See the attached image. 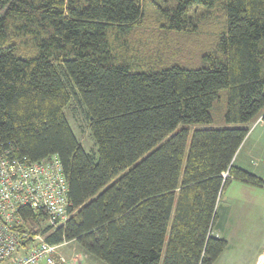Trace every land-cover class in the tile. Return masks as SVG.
Wrapping results in <instances>:
<instances>
[{"label": "trees", "instance_id": "16d2710c", "mask_svg": "<svg viewBox=\"0 0 264 264\" xmlns=\"http://www.w3.org/2000/svg\"><path fill=\"white\" fill-rule=\"evenodd\" d=\"M68 84L97 159L65 116ZM221 94L225 125L195 128L187 147L185 125L212 123ZM259 117L264 0H0V152L56 155L68 185L56 228L20 208L48 243L103 264H213L223 188L264 187L233 164Z\"/></svg>", "mask_w": 264, "mask_h": 264}, {"label": "built area", "instance_id": "2783aa9c", "mask_svg": "<svg viewBox=\"0 0 264 264\" xmlns=\"http://www.w3.org/2000/svg\"><path fill=\"white\" fill-rule=\"evenodd\" d=\"M67 180L56 155L40 160L0 152V264H62L60 247L40 230L25 226L22 207H30L51 229L69 217ZM43 227V222L41 223ZM41 227V229H42Z\"/></svg>", "mask_w": 264, "mask_h": 264}, {"label": "rangeland", "instance_id": "374dc122", "mask_svg": "<svg viewBox=\"0 0 264 264\" xmlns=\"http://www.w3.org/2000/svg\"><path fill=\"white\" fill-rule=\"evenodd\" d=\"M67 87L70 92V99L64 107L65 116L82 147L97 159V146L90 131L85 106L76 97L69 84ZM225 103L226 99L222 94L219 100H215L212 110L214 121L212 123L185 125L189 130L187 147L195 128L225 125L219 119L222 116ZM229 125L239 126L240 124ZM181 126L184 125H179L177 128ZM248 126L249 130H251L254 124L250 123ZM251 143V139L246 141L243 150L240 152V158H237L239 151H236L233 159L235 166L240 167V164H243L244 155L251 152V148L249 147ZM249 159H245V167L249 168V170H246L249 172H251L250 170H257L258 174L264 176V163L261 165L256 159H253L251 162ZM224 176H228L227 172L224 173ZM252 187L254 186L231 179L223 188L217 203V219L213 232L226 239L227 245L213 264H252L256 254L264 250V189L261 191L259 187H254L257 192L256 190H252ZM64 263H66V260Z\"/></svg>", "mask_w": 264, "mask_h": 264}, {"label": "crops", "instance_id": "0c3cea01", "mask_svg": "<svg viewBox=\"0 0 264 264\" xmlns=\"http://www.w3.org/2000/svg\"><path fill=\"white\" fill-rule=\"evenodd\" d=\"M253 124H254L253 128L248 131L246 137L244 138L241 145L237 149L239 151L237 158L238 157L240 158V152L241 150H243L244 144L246 143L247 140L249 139L252 140L251 145H249V147L251 148V152L248 153L247 155H244V158H243L244 162L243 164H240L241 168L247 169V170H249V168L245 167L246 166L245 159L247 158H250L249 159L250 162L253 161V159H256L258 160L259 164L263 165L264 163V121L261 120V117H259L253 122ZM250 171L252 173L254 172V174L256 173L257 176H259L260 178L264 180V176L258 174L257 170H250ZM248 185H251V184H248ZM251 186H254L256 188L259 187L255 185H251ZM254 187H252L253 188L252 190H256ZM259 189L262 191L264 187H259ZM216 235L221 237V235H218L217 233ZM60 251L66 260V263L64 264H103L95 257L83 252L81 247L74 241H68L67 243L63 244L60 247ZM252 264H264V250L256 254V257L254 261L252 262Z\"/></svg>", "mask_w": 264, "mask_h": 264}, {"label": "water", "instance_id": "95a60500", "mask_svg": "<svg viewBox=\"0 0 264 264\" xmlns=\"http://www.w3.org/2000/svg\"><path fill=\"white\" fill-rule=\"evenodd\" d=\"M225 177V176H224Z\"/></svg>", "mask_w": 264, "mask_h": 264}]
</instances>
